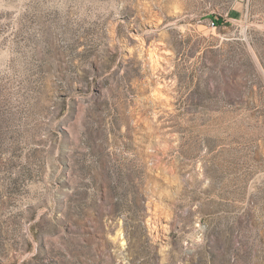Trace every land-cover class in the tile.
<instances>
[{"label":"rangeland","instance_id":"374dc122","mask_svg":"<svg viewBox=\"0 0 264 264\" xmlns=\"http://www.w3.org/2000/svg\"><path fill=\"white\" fill-rule=\"evenodd\" d=\"M0 264H264V0H0Z\"/></svg>","mask_w":264,"mask_h":264},{"label":"built area","instance_id":"2783aa9c","mask_svg":"<svg viewBox=\"0 0 264 264\" xmlns=\"http://www.w3.org/2000/svg\"><path fill=\"white\" fill-rule=\"evenodd\" d=\"M212 24H213V26H215V22H213Z\"/></svg>","mask_w":264,"mask_h":264}]
</instances>
